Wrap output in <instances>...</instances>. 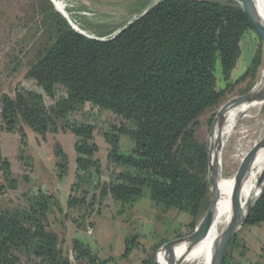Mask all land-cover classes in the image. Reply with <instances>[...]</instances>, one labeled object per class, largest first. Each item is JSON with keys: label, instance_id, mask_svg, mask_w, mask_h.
<instances>
[{"label": "trees", "instance_id": "1", "mask_svg": "<svg viewBox=\"0 0 264 264\" xmlns=\"http://www.w3.org/2000/svg\"><path fill=\"white\" fill-rule=\"evenodd\" d=\"M39 10L44 40L38 43L26 74L39 91L2 95V125L23 138L24 123L43 136L60 126L74 134L77 171L69 208L93 206L97 194L88 200L91 186L101 188L102 197L110 195L129 206L149 188L158 210L187 212L193 232L209 203L208 148L198 140L194 126L200 115L255 73L263 60L264 44L245 11L238 3L216 0H162L144 15L139 13L119 34L102 40L74 29L51 0H40ZM127 23L118 24L115 31ZM250 36L254 55L246 71L237 76L242 42ZM60 87L67 95L47 105L44 95L53 96ZM102 110L122 123L111 124L104 132L112 168L110 181L96 185L93 177L102 172L93 140L98 120L73 119V115L82 111L91 116ZM122 135L133 141L131 149L122 147ZM54 154L63 177L68 155L61 144L54 146ZM0 169L14 185L11 161L1 149ZM27 199L28 209L0 206V264H74L61 247L59 233L50 227L53 208L63 212L60 200L42 189ZM263 222L264 194L245 225ZM237 243V237L230 241L224 264L232 262ZM138 244L136 235L128 237L124 255ZM160 246L155 245L154 252ZM262 250L264 254V246ZM73 251L77 264L109 262L80 239L73 240ZM167 255L160 254L159 264ZM149 264H156L154 255Z\"/></svg>", "mask_w": 264, "mask_h": 264}, {"label": "rangeland", "instance_id": "2", "mask_svg": "<svg viewBox=\"0 0 264 264\" xmlns=\"http://www.w3.org/2000/svg\"><path fill=\"white\" fill-rule=\"evenodd\" d=\"M157 1L55 0L54 3L62 16L64 14L68 18L64 16L67 21H70L69 24L79 32L92 38L108 39L112 35L108 32L113 30L115 32L118 24L131 22L139 13H143ZM216 1L241 4L239 0ZM39 6L40 0H0V149L3 157L11 161L15 178V183L12 185L0 169V206L4 210L28 209L30 207L28 195L37 193L39 189L48 191L60 200L63 207V212L59 213L53 208L55 212L50 214V227L59 233L61 247L74 264H77L73 251L74 239H80L85 244L89 243L102 259L109 260L107 264H149L153 255L157 264L158 250L154 252L155 245H162L192 233L188 227L191 218L187 212H181L176 208L168 211L158 210L150 199L149 188H145L143 196L129 206L114 201L110 195L102 197L101 188L95 189L94 186L90 187L88 196V200H91L92 194H97L93 206L69 208L67 200L72 193L77 171L74 134L69 128H60V126L57 132L51 129L43 136L24 123L27 134L23 138L20 132L8 131L5 125H2V95L14 97L18 91H39L35 81L26 78L27 71L35 60L36 47L44 40L45 28ZM242 49V55L235 69L237 76L246 71L253 58L255 47L252 36L244 39ZM263 73L264 54L262 64L255 73L250 74L237 85L218 105L200 115L194 129L198 140L207 148L210 131L219 109L231 98L245 94L256 87ZM66 95L67 91L60 87L53 96L44 95L45 102L47 105H52ZM263 110L264 107L247 111L248 115L246 112L238 115L233 133L224 148L225 177L236 174L241 167V151L253 139L257 127L262 123ZM86 117L98 120L93 140L98 145L96 157L101 161L102 172L100 176L94 175V184L98 181L108 183L112 166L108 162L110 145L104 132L110 129L111 124L119 125L122 120L107 110L91 116L82 111L73 115V119ZM121 143L124 149L133 147V141L128 135L121 136ZM56 144H61L68 155V168L63 177L59 176L55 165ZM263 159L264 153L260 157V162L264 161ZM76 190L74 189L78 192ZM179 233L182 235L176 237ZM134 235L137 236L139 244L130 250L129 255H124L127 247L126 239ZM235 237L238 238V243L230 264H264L262 250L264 222L255 226L244 224L233 236Z\"/></svg>", "mask_w": 264, "mask_h": 264}, {"label": "water", "instance_id": "3", "mask_svg": "<svg viewBox=\"0 0 264 264\" xmlns=\"http://www.w3.org/2000/svg\"><path fill=\"white\" fill-rule=\"evenodd\" d=\"M53 4L55 5L54 1L51 0ZM162 0H158L153 5H150L140 16L144 15L148 11H150L155 5H157ZM241 8L245 11L247 16L249 17V20L262 40L264 44V19L260 16L258 9L256 7L254 0H239ZM55 8L57 9L56 5ZM58 10V9H57ZM59 11V10H58ZM60 12V11H59ZM63 16H65L63 14ZM66 17V16H65ZM67 18V17H66ZM139 18V17H137ZM135 18V19H137ZM68 19V18H67ZM69 21V20H68ZM70 22V21H69ZM133 21L127 23L122 28L115 31L111 37L116 36L119 34L123 29H125L129 24H131ZM73 27V26H72ZM84 34V33H83ZM86 35V34H84ZM88 36V35H86ZM89 37V36H88ZM104 40L105 38H98ZM264 98V88L260 89L258 85L248 91L245 94L235 96L231 98L229 101H227L225 104L222 105V107L219 109L215 120L213 127L210 131V138L214 134V128L217 124L218 127H222V125L225 122L226 114L229 109L233 107H237L243 103L246 102H252L256 99H262ZM264 146V137L259 143V145L247 156V158L242 163L241 167L239 168L238 172L235 176L236 186L233 193V210L231 218L227 224V226L222 230L217 243L215 245V249L213 252L212 262L211 264H224L225 255L229 246V243L233 236L237 233V231L245 224L246 220L248 219L252 209L257 204V202L261 199V197L264 194V174L262 175L260 179V183H262V187L260 189V192L256 196V198L250 202L247 206V209L240 214L239 212V206H240V193L242 189V185L247 178L249 171L251 169V165L257 155V152L260 148ZM214 149V151H213ZM222 149V140L220 135L216 139L215 146L212 148L208 142V157H209V168H208V180H209V203L208 207L202 216L201 220L195 227L194 231L185 237H180L176 239H172L164 244H162L158 252L156 254V262L159 264V256L160 254L168 253L170 255L169 257V264H176V260L174 259L172 250L175 245H177L180 242L186 241L188 243V249H191L194 247L198 242H200L208 233L211 223L214 219V215L216 212L217 202L220 198V191H219V180H220V166H219V153Z\"/></svg>", "mask_w": 264, "mask_h": 264}, {"label": "bare ground", "instance_id": "4", "mask_svg": "<svg viewBox=\"0 0 264 264\" xmlns=\"http://www.w3.org/2000/svg\"><path fill=\"white\" fill-rule=\"evenodd\" d=\"M254 1L260 16L264 19V0H254ZM73 28L76 29L74 26ZM258 87L260 89L264 88V73L262 75V78L260 77V80L258 82ZM262 107H264V98L256 99L252 102L243 103L237 107H233L228 110L226 114L225 122L221 128L218 127L217 124L215 125L214 134L209 139V144L213 148L215 146L217 137L220 135L222 140V149L219 153V166H220V175H221L219 180L220 198L217 202L214 219L211 223L207 235L191 249H188V243L186 241L180 242L177 245H175L177 247L182 244L175 251L174 249L176 247L172 250L174 259L176 260V264H211L213 252L217 240L222 230L227 226L232 215L233 193L236 186V181H235L236 174L227 177L223 175L224 148L226 146L228 138L233 133L234 123L238 115H241L245 112L247 113V111H251L254 109H261ZM260 125L257 127V132L254 134L253 139L250 140L244 148L242 147L243 151H241V154L239 153L240 161L242 163L247 158V156L259 145V143L264 137V118ZM263 153H264V146L260 148L259 151L257 152V155L251 165L249 174L242 185V189L240 193V206H239L240 214L243 213L247 209L248 204L256 198L262 187V183H260V179L264 174V161L260 162V157ZM169 257L170 255L168 254L162 260V264H169L168 261Z\"/></svg>", "mask_w": 264, "mask_h": 264}]
</instances>
